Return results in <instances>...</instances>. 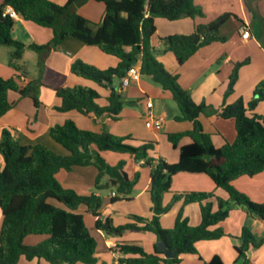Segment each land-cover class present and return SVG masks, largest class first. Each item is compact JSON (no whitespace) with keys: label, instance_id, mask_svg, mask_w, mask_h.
<instances>
[{"label":"trees","instance_id":"trees-1","mask_svg":"<svg viewBox=\"0 0 264 264\" xmlns=\"http://www.w3.org/2000/svg\"><path fill=\"white\" fill-rule=\"evenodd\" d=\"M87 1L65 0L64 4H58L51 0H3L0 3V45L12 48L10 65L18 68L16 62L22 59L26 49H31L38 55L40 72L39 78L29 83L19 76L9 79L0 77V118L13 107L9 99L10 91L30 97L38 107L37 90L38 86H43L60 99V105L55 107L58 112L74 110L84 116L106 115L118 120L125 104L134 103L123 98L121 80L132 66L140 63V75L150 76L163 90L171 93L179 109L175 120L193 123L192 130L168 134V140L175 148L184 137L191 138L192 142L179 147V161L172 164L151 156L156 142L142 141L139 146H133L126 142L132 140L130 136H116L106 130H82L72 120L50 129L51 138L66 148L68 155L57 154L42 144L23 145L10 129L2 128L0 264H18L21 257L27 260L44 259L50 264H96L98 242L90 232L85 215L78 211L82 206L95 219L94 228L107 236H121L127 230L156 235L154 252L148 253L137 245H119L113 251L120 255L112 264H179L183 256H199L196 244L226 236L223 229L217 226L237 206L264 221V203L252 201L232 184L242 176L253 177L264 170V115L248 114L264 101V80L257 84L254 97L247 105L242 98L232 104H224L218 111L210 109L205 103L198 104L181 86L179 75L165 68L150 45L157 31L156 18L176 21L202 17L204 13L195 0H95L105 6L103 18L97 23L78 13V8ZM246 2L249 3V0ZM8 6L25 20L51 28L52 40L44 45H26L15 39L12 34L14 17L9 14L4 16ZM250 11L254 22L262 25L264 19L258 11L252 7ZM233 15L225 12L208 23L197 24L191 34L162 38L164 51L172 52L178 64L183 65L201 48L214 42H226L227 38L220 34V29ZM69 36L118 58L116 67L104 70L80 59L71 64L73 74L110 89L106 105L99 104L101 96L96 89L84 85L68 87L66 75L46 65L47 54L57 49ZM248 61L234 66L225 96L233 91L238 71ZM115 80H119L120 84L116 85ZM215 112L224 120H232L236 130L235 139L221 147L214 145L211 134L204 132L199 120L202 114ZM102 151L126 153L142 166L150 167V218L133 215V222L116 226L111 217L102 218V196L94 193L79 195L73 189L63 187L56 178L61 170L71 171L76 166L94 165L98 169L96 187L100 188L102 178L108 177L106 185L116 191L117 195L111 197V203L130 199L136 180L128 178L122 163L118 166L106 164L100 156ZM179 172L208 175L216 186L228 192L229 199L217 197L218 209L213 211L210 200L215 198V194L212 192H172V178ZM167 193L173 196L164 205L163 198ZM179 201H183V205L200 204L201 223L198 226L189 224L183 217L182 209L172 228L165 229L160 225L161 216ZM28 236H44L45 239L36 245H28L25 243ZM239 240L241 244L234 248L237 259L233 264H248L246 251L250 246L259 248L264 245V237L257 239L251 229L244 226ZM161 241L175 253L173 258H165L158 249ZM205 264L224 262L215 255Z\"/></svg>","mask_w":264,"mask_h":264},{"label":"crops","instance_id":"crops-1","mask_svg":"<svg viewBox=\"0 0 264 264\" xmlns=\"http://www.w3.org/2000/svg\"><path fill=\"white\" fill-rule=\"evenodd\" d=\"M51 1L58 4L65 3V0ZM2 2L3 0H0V3ZM195 3L201 7L204 13L202 17L195 20L182 18L176 21H168L164 18H156L157 31L150 42L155 56L169 72L179 75L181 86L190 92L196 103H205L214 111L220 110L224 104L234 103L239 98H242L247 105L254 97L257 84L264 80V23L257 25L250 11L251 7L256 9L261 18L264 19V0H249V3L246 0H195ZM101 4L103 3L89 0L78 8V13L97 23L101 21L105 12V6L103 7L104 4ZM225 12L234 14L220 29V34L227 38L226 42H214L201 48L183 65L178 64L172 52L164 51L165 44L162 38L174 34H191L195 31L197 24L208 23ZM244 26H247L251 32V37L246 40L241 38V29ZM12 34L15 39L26 45H44L53 38L51 28L27 21L18 14L14 16ZM11 53L12 49L0 45V77L9 79L13 76H19L25 83L36 81L40 76L37 65L38 55L33 50L26 49L22 59L16 62L18 68H14L10 65ZM76 59L104 70L116 67L119 62L118 58L102 52L96 46H88L70 36L66 37L57 49L52 50L46 56L48 67L66 75L68 87L84 85L94 88L101 96L99 104L106 105V98L110 89L102 88L96 83H90V80L73 74L71 64ZM247 59L249 61L238 71V78L233 91L225 96L234 66ZM136 67L140 70V63H137ZM131 83L134 90L145 98L144 103L138 104L140 107L124 106L118 120H113L106 115L100 117L84 116L74 110L64 113L58 112L55 107L60 105V99L53 91L43 86H38L37 90V97L40 101L38 107L34 105L30 97H22L18 92L10 91L9 99L13 103V107L0 118V130L2 128L10 129L23 145L42 144L57 154L68 155L69 151L51 138L50 129L53 126L63 125L67 120H72L82 130L95 132L106 130L114 135L122 136L124 135L122 126L125 124V126H130L125 129V133L137 132L138 134L141 133L139 135L144 139H156L159 157L168 163H177L180 151L179 148H175L170 143L168 134L190 131L193 129V123L175 120V116L179 114V109L174 103L171 93L163 90L150 76L140 75L139 72L138 77ZM131 83L127 88L131 86ZM123 91H125L124 88H122ZM147 101L152 103L151 108H147ZM248 114L264 115V101L259 102L254 110L248 111ZM155 119L161 120L160 127L155 125ZM199 120L204 132L211 134L216 147H221L226 142H232L236 137L234 122L220 118L216 112L209 115L202 114ZM191 142V138L184 137L180 140L179 147ZM109 152L111 151H102L100 156L108 164L115 165L116 157ZM2 163L3 160L0 155V164ZM131 170L132 173H139L140 179L138 185L134 186L130 199L111 203L112 193H116L113 188L108 198H103L102 218L111 217L116 226L133 222L131 218L133 215L145 218L152 216V204L148 193L150 172L148 176V171L139 169L137 165H132ZM97 174L98 169L94 165L76 166L71 171H59L56 178L63 187L73 189L79 195L94 193L102 196L98 191L92 192V183ZM106 181L107 184L109 182L108 177ZM232 184L252 201L264 203V170L253 177L242 176L234 180ZM171 190L178 193L212 192L215 194V198L210 200L213 211L218 209L217 197L223 200L229 199L228 192L216 186L212 179L204 173L179 172L175 174L172 178ZM172 196V193L165 194L163 204L167 205ZM123 200H125L126 205H121ZM181 209L183 217L188 220L191 226H198L201 223L200 204L183 205V201H179L161 216L160 225L165 229L172 228ZM78 211L85 215L88 225L86 217L89 214L85 212V207H80ZM89 217V225L93 228V231L90 232L98 242V262L96 264H112L119 255L113 249L119 245H137L148 253L154 252L156 241L154 233L127 230L121 236H107L94 228L95 219L91 215ZM244 226L249 227L257 239L264 237V221L237 206L231 210L229 217L217 226L223 229L226 236L218 240L198 242L196 248L200 257L197 255L183 256L179 264H205L215 255H218L224 264H233L237 259L234 248L241 244L239 237ZM214 228L216 227H212V229ZM44 239L28 236L25 243L36 245ZM246 258L248 264H264V245L259 248L250 246L246 251ZM18 264L50 263L44 259L27 260L25 257H21Z\"/></svg>","mask_w":264,"mask_h":264},{"label":"rangeland","instance_id":"rangeland-1","mask_svg":"<svg viewBox=\"0 0 264 264\" xmlns=\"http://www.w3.org/2000/svg\"><path fill=\"white\" fill-rule=\"evenodd\" d=\"M101 5H103V4H101ZM103 7H104V5H103ZM80 8V7H79ZM104 11H105V8H104ZM92 22H95V21H92ZM258 35H259V33H258ZM10 49H12L11 47H9ZM158 53V52H157ZM243 66V65H242ZM241 66V67H242ZM240 67V68H241ZM240 70V69H239ZM90 83H94L93 81H91ZM133 83V82H132ZM131 83V88L129 87V88H127V87H122V88H124L125 89V91H123L122 92V95H123V98L127 101L128 100V102L129 101H133L134 103L133 104H131V103H126L125 104V107H140V106H138V104L140 105V104H143L144 103V100H145V98L143 97V96H141L138 92H136L135 90H134V88H133V84ZM131 89V90H130ZM156 99H154V101H155ZM155 103H157V101H155ZM174 103H176V102H174ZM123 123H125V122H123ZM123 127V132H124V135H122L121 137H128V136H130L131 138H132V140H126V142L127 143H129V144H131V145H133V146H139L140 144H141V141H143V140H145V141H152V142H156L157 144H156V148H155V150L154 151H152L151 152V156H153V157H156V158H158L159 157V154H158V151H157V146H158V141L156 140V139H151V138H149V139H144L143 137H140V135L139 134H141V133H137V132H134V133H131V131H129V132H127V133H125V129H127V127H130V126H125V124H124V126H122ZM112 134V133H111ZM114 135V134H113ZM116 136H119V135H116ZM139 136V137H138ZM140 140V141H139ZM171 143V142H170ZM177 148H179V146L177 147ZM110 154H112V155H114L115 157H116V163H115V165H110V164H108L106 161V164H108L109 166H118L119 164H123V170L129 175V179L130 180H136V183H135V186H137L138 185V181H139V179H140V174H139V176L137 177V174H135V173H132V170H131V166L132 165H137L138 166V168L139 169H146L147 171H148V176H149V172H150V167L149 166H142V165H139V162L138 161H135L134 160V158L131 156V155H129V154H126V153H121V154H117V153H112V152H109ZM102 157V156H101ZM85 177H87L86 175H85ZM96 177H97V175H96ZM96 177H95V179H94V182L92 183V192H95V191H98V192H100V194H102V196H103V198H105V199H107L108 198V196H109V194L111 193V190H112V188L110 187V186H107L106 185V179H107V177H103L102 178V180H101V187L100 188H98V187H96V184H95V182H96ZM123 204H121V205H126L125 203V200H123V201H121ZM62 205V204H61ZM63 206V205H62ZM86 219H87V222H88V226H89V229H90V231H93V228L91 227V225H89V222H90V217H89V215L86 217ZM45 238L44 236H31V238ZM27 240H25V242H26Z\"/></svg>","mask_w":264,"mask_h":264},{"label":"built area","instance_id":"built-area-1","mask_svg":"<svg viewBox=\"0 0 264 264\" xmlns=\"http://www.w3.org/2000/svg\"><path fill=\"white\" fill-rule=\"evenodd\" d=\"M7 14L12 15L13 17L16 15L15 12H14V9L12 7H10V6L5 8L4 16L7 15ZM250 37H251L250 29L247 26H244L241 29V38L246 40V39H249ZM138 75H139V70L137 69L136 65L132 66L126 72L125 76L121 80L122 87H127L131 83L132 80H134V79H136L138 77ZM151 106H152V103L147 101V108H151ZM149 115H150V112H149ZM154 123H155V125L157 127H160L161 120L155 119ZM114 196H116V193H112V197H114ZM119 255L117 257H119Z\"/></svg>","mask_w":264,"mask_h":264},{"label":"water","instance_id":"water-1","mask_svg":"<svg viewBox=\"0 0 264 264\" xmlns=\"http://www.w3.org/2000/svg\"><path fill=\"white\" fill-rule=\"evenodd\" d=\"M116 85H119V80H115ZM158 249L164 253L165 258H173L175 253L170 251L167 247V244L164 241L158 243Z\"/></svg>","mask_w":264,"mask_h":264}]
</instances>
